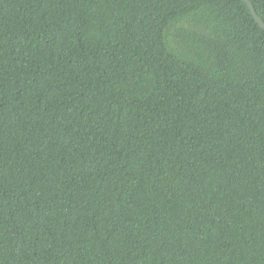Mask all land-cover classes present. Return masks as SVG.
I'll return each mask as SVG.
<instances>
[{
  "label": "trees",
  "instance_id": "1",
  "mask_svg": "<svg viewBox=\"0 0 264 264\" xmlns=\"http://www.w3.org/2000/svg\"><path fill=\"white\" fill-rule=\"evenodd\" d=\"M0 264H264L242 0H0Z\"/></svg>",
  "mask_w": 264,
  "mask_h": 264
},
{
  "label": "water",
  "instance_id": "2",
  "mask_svg": "<svg viewBox=\"0 0 264 264\" xmlns=\"http://www.w3.org/2000/svg\"><path fill=\"white\" fill-rule=\"evenodd\" d=\"M246 5L247 7L249 8L253 18L255 19V21L257 22V24L264 30V23L263 21L259 18V16L257 15L256 13V10L253 6V4L251 3L250 0H242Z\"/></svg>",
  "mask_w": 264,
  "mask_h": 264
}]
</instances>
